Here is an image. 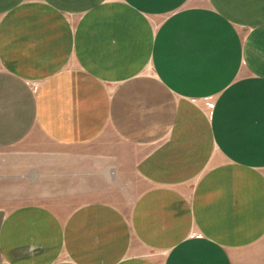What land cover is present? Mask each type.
I'll use <instances>...</instances> for the list:
<instances>
[{"label":"crops","instance_id":"crops-1","mask_svg":"<svg viewBox=\"0 0 264 264\" xmlns=\"http://www.w3.org/2000/svg\"><path fill=\"white\" fill-rule=\"evenodd\" d=\"M36 130L91 199L0 206V264H235L264 238V0H0V186Z\"/></svg>","mask_w":264,"mask_h":264},{"label":"rangeland","instance_id":"rangeland-1","mask_svg":"<svg viewBox=\"0 0 264 264\" xmlns=\"http://www.w3.org/2000/svg\"><path fill=\"white\" fill-rule=\"evenodd\" d=\"M49 146L53 147L47 141V137L36 130L16 147L20 158L32 162L20 163L18 179L6 181L7 183L0 186V206L12 207L26 202H40L62 213H67L81 201L91 199L89 194L68 192L74 189H68L66 181L57 178L58 175L54 178L44 177L49 169L45 168L44 171L42 150H48ZM50 170L52 174L58 173L56 166L54 170L53 168ZM235 264H264V238L251 248L239 253Z\"/></svg>","mask_w":264,"mask_h":264}]
</instances>
